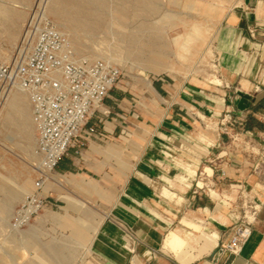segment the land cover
Instances as JSON below:
<instances>
[{
  "label": "crops",
  "instance_id": "obj_1",
  "mask_svg": "<svg viewBox=\"0 0 264 264\" xmlns=\"http://www.w3.org/2000/svg\"><path fill=\"white\" fill-rule=\"evenodd\" d=\"M182 2L190 13L201 10L216 22V79L154 73L136 77L133 85L121 80L108 91L86 124L98 136L71 145L58 160L53 185L41 190L48 203L37 224H54L57 237L85 245V254L73 255L70 264H264V152L258 150L264 147V0ZM15 97H21L17 103ZM7 103L35 163L39 154L28 96L15 90ZM225 108L234 117L236 141L218 135L211 124L206 128L196 114L213 123L218 117L211 113ZM202 184L210 192L197 187ZM19 189L29 192L15 204L7 196L1 200L0 208L10 210L0 215L6 226L35 186L31 191V181L24 179ZM249 204L256 206L251 234L231 256L222 244ZM177 224L216 242L182 263L162 248L168 231L173 240L184 235ZM39 248L38 263L27 264H50L46 247Z\"/></svg>",
  "mask_w": 264,
  "mask_h": 264
},
{
  "label": "rangeland",
  "instance_id": "obj_2",
  "mask_svg": "<svg viewBox=\"0 0 264 264\" xmlns=\"http://www.w3.org/2000/svg\"><path fill=\"white\" fill-rule=\"evenodd\" d=\"M99 1L102 2L100 19L95 20L91 30H85L53 16L50 11L58 7L54 0H0V64L19 60L32 44L34 26L46 18L68 36L77 56L105 58L118 65L124 84L133 85L136 77L154 73L174 78L195 75L216 79L212 47L216 22L205 18L201 10L190 13L182 0ZM6 10L15 12L16 16L8 17ZM4 89L0 83V186H12L17 192L6 193L0 187V203L7 196L15 204L29 192L18 191L22 181L30 180L32 191L39 174L31 146L23 147L20 131L9 118L13 109L7 103L9 91L5 93ZM53 172L45 180L44 188L53 185ZM216 193L212 196H218ZM44 208L20 230H11L0 222V264L38 263L41 245L46 247L44 259L50 264H70L73 255L85 254L83 243L78 245L67 235L57 237L54 224H37L45 216ZM9 211L0 208V215L6 216ZM53 211L57 215L62 213L56 207ZM30 226L32 229L28 230ZM175 228L184 231V235L172 240V230L166 232L162 248L182 263L191 261L215 242L201 232L183 229L181 224ZM189 249L198 252L193 254Z\"/></svg>",
  "mask_w": 264,
  "mask_h": 264
},
{
  "label": "built area",
  "instance_id": "obj_3",
  "mask_svg": "<svg viewBox=\"0 0 264 264\" xmlns=\"http://www.w3.org/2000/svg\"><path fill=\"white\" fill-rule=\"evenodd\" d=\"M33 36L29 50L19 60L0 64V83L5 87L4 92L18 88L28 96L39 154L35 191L27 194L13 211L9 221L11 230H20L29 224L47 205V196L41 190L68 148L74 144L82 146L90 137L98 136L94 126L86 125L88 118L123 76L121 68L105 58L77 56L68 36L46 18L34 26ZM196 114L204 120L206 128L211 124L218 135L226 134L237 140L231 128L234 117L228 108L212 112L218 117L213 123L205 120H209L206 114ZM258 150L262 154L264 147ZM220 174L224 171L220 170ZM197 187L210 192L208 184ZM255 210V205L245 206L231 238L222 244L229 255L241 252L251 234Z\"/></svg>",
  "mask_w": 264,
  "mask_h": 264
},
{
  "label": "bare ground",
  "instance_id": "obj_4",
  "mask_svg": "<svg viewBox=\"0 0 264 264\" xmlns=\"http://www.w3.org/2000/svg\"><path fill=\"white\" fill-rule=\"evenodd\" d=\"M54 1L58 3V7L53 8L50 11V13L56 18L69 20L73 26L80 28V29L91 30L93 24L96 22L95 20H97L101 16L102 2L99 0H84V3H80L78 0H54ZM82 7H86L89 10L87 11L83 10ZM5 14L8 17L16 16L15 12L10 11V10H6ZM151 62H157V61L151 60ZM148 86H150L149 82H148ZM15 90H20V89L12 88L9 91V94L11 92H14ZM20 98L21 97H15L12 100L15 103H17L20 100ZM212 194H215V192L212 191ZM171 239L173 240V236H171ZM215 242L211 244L206 249V251L209 250L215 244Z\"/></svg>",
  "mask_w": 264,
  "mask_h": 264
}]
</instances>
